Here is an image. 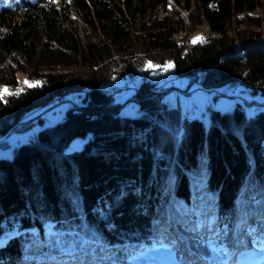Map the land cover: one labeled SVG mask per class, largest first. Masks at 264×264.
I'll return each mask as SVG.
<instances>
[{
    "label": "trees",
    "instance_id": "1",
    "mask_svg": "<svg viewBox=\"0 0 264 264\" xmlns=\"http://www.w3.org/2000/svg\"><path fill=\"white\" fill-rule=\"evenodd\" d=\"M169 66L251 98L190 118L154 89ZM142 70L138 114L121 113L108 86ZM19 72L33 86L15 90ZM0 83L13 89L0 137L78 94L0 157V264H142L157 247L174 264H245L237 254L264 250V0H0Z\"/></svg>",
    "mask_w": 264,
    "mask_h": 264
},
{
    "label": "rangeland",
    "instance_id": "2",
    "mask_svg": "<svg viewBox=\"0 0 264 264\" xmlns=\"http://www.w3.org/2000/svg\"><path fill=\"white\" fill-rule=\"evenodd\" d=\"M57 1V0H56ZM71 19H76L74 13L70 14ZM77 23L80 31H82V24L77 20ZM208 31V26L203 25L200 26L197 33L191 35L192 40L202 39L204 35ZM168 74H159V71L151 72L150 75L154 76L152 79L157 82V86L154 88L155 90L163 89L168 86V90L164 94V100L167 101L171 105L179 106L183 113H185L188 117H197L204 120V122H208V110L207 105H211L213 108L218 109L220 111L231 110L233 109V105L235 101H248V98H251L248 94V98L245 99L244 94L246 91L242 88L237 87L235 84L227 88H211L214 89L215 94H228L219 96L217 99H213L214 92L210 91L206 87L199 86V83L195 82V79L192 78H179L176 76L174 69L172 67H168ZM162 71V70H161ZM144 72L140 71L135 77L130 78L128 80H124L123 78L116 76L110 84V87H116L117 89H123L120 93L116 94L114 100L124 104L121 108V113H126L128 115H137L138 107L137 103L132 99L134 98V94L136 92V88L139 85L140 81L144 78ZM157 74V75H156ZM18 86L15 90H22L28 84L24 73H18ZM190 79V80H189ZM27 81V84L25 83ZM191 81V83H189ZM125 83H128V88H125ZM117 85V86H116ZM109 88V86H108ZM239 88V89H238ZM6 89L5 93L3 90ZM13 89L9 88L0 83V96L5 99ZM185 91V92H183ZM112 95V93H110ZM258 101H262L261 97L256 96ZM78 104V94L77 93H68L62 95L54 100L49 102V105L46 109H36L31 112L24 118V122L35 120L37 116H43V124L39 122H35L31 124L26 130L23 131H15L12 133L11 130L8 134L0 137V140L7 139L9 141V146L0 148V157H12L14 150L19 146L24 140L27 139L28 135L37 131L42 125H49L54 123L55 121L61 119L65 113V110L71 106ZM255 104L246 105L245 111L247 114H253L256 111ZM30 118V119H29ZM28 119V120H27ZM83 144V140L81 137L76 136L72 139L70 144L65 148L67 151L78 149ZM178 228V232L182 234L184 237L186 236V232L180 228ZM154 252L147 251L143 254V256L139 259V263L142 264H174L175 260L170 251L164 248H154ZM238 258L245 264H251L252 261H260V264H264V250L259 252L248 251L241 252L237 254ZM226 261V256H220L218 253L212 252L211 258L208 264H223Z\"/></svg>",
    "mask_w": 264,
    "mask_h": 264
},
{
    "label": "built area",
    "instance_id": "3",
    "mask_svg": "<svg viewBox=\"0 0 264 264\" xmlns=\"http://www.w3.org/2000/svg\"><path fill=\"white\" fill-rule=\"evenodd\" d=\"M166 74V71H159V74ZM108 91H109V93H112V94H114V93H116V92H118V91H121V89H117V88H115V87H113V88H108Z\"/></svg>",
    "mask_w": 264,
    "mask_h": 264
},
{
    "label": "water",
    "instance_id": "4",
    "mask_svg": "<svg viewBox=\"0 0 264 264\" xmlns=\"http://www.w3.org/2000/svg\"><path fill=\"white\" fill-rule=\"evenodd\" d=\"M9 141L7 139L0 140V148L8 146Z\"/></svg>",
    "mask_w": 264,
    "mask_h": 264
},
{
    "label": "snow or ice",
    "instance_id": "5",
    "mask_svg": "<svg viewBox=\"0 0 264 264\" xmlns=\"http://www.w3.org/2000/svg\"><path fill=\"white\" fill-rule=\"evenodd\" d=\"M26 84H27V81L25 82ZM28 86H33V85H28ZM5 93L7 92V90L6 89H4L3 90Z\"/></svg>",
    "mask_w": 264,
    "mask_h": 264
},
{
    "label": "bare ground",
    "instance_id": "6",
    "mask_svg": "<svg viewBox=\"0 0 264 264\" xmlns=\"http://www.w3.org/2000/svg\"><path fill=\"white\" fill-rule=\"evenodd\" d=\"M161 75H162V74H161ZM109 88H113V87H110V86H109ZM115 88H116V87H115ZM118 89H119V88H118Z\"/></svg>",
    "mask_w": 264,
    "mask_h": 264
}]
</instances>
